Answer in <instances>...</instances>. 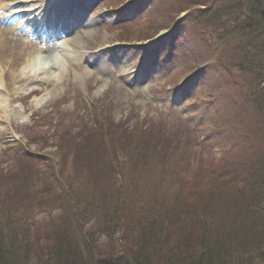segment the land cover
<instances>
[{"label": "trees", "instance_id": "1", "mask_svg": "<svg viewBox=\"0 0 264 264\" xmlns=\"http://www.w3.org/2000/svg\"><path fill=\"white\" fill-rule=\"evenodd\" d=\"M184 3L185 0L181 3L184 9L207 6L195 16L194 22L216 43L223 72L241 101L236 106L257 108V128L264 135V3L262 0H186ZM129 140L126 143L131 156L124 162L148 157L154 165L160 164L159 168L147 166L144 182L153 176L161 180L168 175L176 178L169 187L175 198L168 205L181 198L185 213L179 216L181 212L177 210L176 218L182 220V225L163 228L160 211L153 212V223L141 222L136 226L129 222V212L126 213L121 203L120 193L130 190L128 183L121 188L123 183L115 179L114 170L107 163L92 161L89 166L74 159L73 166L79 171L69 175L70 189L64 190L65 201L60 192L53 194L40 181L36 194L44 201L36 200L39 202L36 206L49 209L60 205L74 217L72 220L79 224V230L72 233L70 229L62 231L55 226H44L41 228L46 236L44 243H33L30 226L10 222L24 199L23 186L8 185L5 198L0 199V264H264V154L251 157L247 165L230 172L222 169L208 174L204 182L198 180L199 175L181 174L177 160L182 161V157L175 153V148L160 143L158 134L139 132ZM92 169L109 175L108 184L89 189L88 195L77 196L86 188L82 184L98 185L99 180L82 179L94 174ZM51 182L54 185V179ZM19 212L18 219L25 221L23 213L29 211ZM87 223L91 224L83 230ZM224 226L231 235L220 234ZM118 233L126 242L123 249L127 254L110 256L111 250L105 244L116 239ZM103 236L105 246L96 241V237L99 240ZM95 249L100 252L94 253Z\"/></svg>", "mask_w": 264, "mask_h": 264}, {"label": "rangeland", "instance_id": "2", "mask_svg": "<svg viewBox=\"0 0 264 264\" xmlns=\"http://www.w3.org/2000/svg\"><path fill=\"white\" fill-rule=\"evenodd\" d=\"M89 1L93 2L91 4L93 11L89 12L90 19L92 20V33L87 34L84 29H80V33L85 40L81 43V46L76 49L78 52L81 49L96 50L99 46H106L108 43L112 44L110 48L100 49L96 53L89 51L86 52L84 56H90L92 58L95 56V59L93 58L94 64L99 65L100 63V65H102L101 67H103L106 71L114 72L115 75L113 78L104 79L101 77L99 75V71H95L96 69H99L96 68V66H92L91 71H93L91 74H88L82 79L76 78V74L70 69L63 74L64 78L62 81H59V83H57L55 75H49L51 81L48 87L37 83V85H35L36 91L34 93L27 91L29 90V86L28 88L25 86L26 89H19L22 93L15 94L14 86L16 76L20 74L22 68L18 64L19 62L21 63L23 58L25 59L28 51L34 50V48L37 47V45L34 44L32 46H28V44L24 42L25 40H23L20 36H17L22 41H18L16 47L14 48V50L17 51V62L14 61L13 63L8 64L5 60V58L10 56L11 49L5 55L3 54L4 48L0 50V61L4 65L6 72V83L3 78V81H0V89L5 90V85L7 84L8 90L10 91H0V94L4 93L9 96V99L12 98L9 106H5L4 109L0 108V134L2 135L3 133L1 132L10 130L11 135L15 136V133L18 132V137H24L23 132L27 135L25 127L30 124L32 114H46L49 112H51V115L55 116L61 112L64 114L76 106V101L82 98V96H86L87 101L90 103L98 101L104 102L110 97L115 102L116 108L114 107V115L118 120L130 117V123L135 120L144 119H148L149 121L152 120L154 122L162 121L164 129L171 136L170 142H172V139L174 138L179 139L181 134L182 139L180 143H183L184 131H186V129L190 131V129L182 122V117H189L190 121L188 122L191 123V125H194L197 129L200 128L204 131L203 129H206L208 121H210L213 117L210 114L209 119H207L209 112L208 106L204 102V98L199 97L198 100H195L194 97V100L188 101L186 100V96L189 94L193 95L195 90L187 92L181 88L170 89L171 80L167 75V66L163 62L155 60H142V58L134 51L135 49L132 46L130 48L128 45H122L121 48H116L120 47L117 43V36L118 28L121 24L115 11L110 8L113 0ZM96 19L102 21L103 26L98 27L99 24H97ZM107 19V23L112 25L111 27L104 26V20ZM2 38L3 37L1 36V39ZM9 42H11V40L7 37L4 43L3 41L0 43L4 44L5 49H8L9 47L6 44ZM146 62L148 63L145 64ZM52 68L56 67H53L52 65ZM121 69L124 71L120 72ZM219 78H222V73L214 72L212 75V85L208 88V95L209 98L211 100L214 99V103L216 102L217 104V113L219 117L218 125H221L219 127V136L223 142V144H221L222 148L224 150L228 149V151L232 150L233 154L240 153L250 155V157L263 155L264 135L263 131L259 127L257 128L256 134L253 138V144L247 152L243 147L239 146L240 139L238 141V145L235 148L230 149L229 145L231 144V135H234L235 133L231 132L228 126L233 125V122H238L241 126V123L246 120V117L241 114V111H239L240 107L236 106L237 104H241L239 98H233L229 88L225 87L223 89V84L226 81L221 82ZM39 79H41V77H39ZM100 85H103V87L99 92L98 88ZM51 89L56 90L51 91ZM4 94L2 95L6 96ZM24 95L25 97L23 98ZM43 97H46V99L49 100L47 103H45V101H40L38 106L39 99ZM44 121L49 122L50 119ZM201 134L202 133H200V135ZM24 141H26V139ZM3 144L4 143L0 141V151L3 149ZM204 144L207 146L206 142H204ZM31 148H33V151L41 149L35 145H31ZM48 149L51 148H43L41 151L44 152V150ZM1 153L2 152H0V154ZM119 156L120 153L117 157L107 159V164L114 170L115 179H117L119 183H123L120 185L121 188L128 183L127 188L130 190L120 192L121 203L125 206L126 213L128 214L129 212L127 215L128 221L133 222L136 226H139V223L141 222L153 223V212L158 213V211H160L163 212V218L161 219L163 228H174L175 226L182 225V220L178 221L176 218L177 210L181 212V214L179 213V216H182V213H185L182 210L183 205L181 198L168 205L175 198V196L169 192V187L170 182L176 178L168 175L167 178L161 180L159 177L153 176V178L144 182L146 177L145 174L148 170L147 166L152 164L155 168H159L160 164L156 163V165H154L148 157H145L144 160L135 159V162L128 164L126 161L124 162V157L120 158ZM186 156L189 157V155L185 152L182 156V161L177 160L182 169L181 174L199 175L198 180L206 182L208 180V174L215 172L216 168L214 166H218L217 163L218 158L220 157V152L218 151V148L204 149V157L207 165L204 169V166H200L199 169H196L194 158L188 159ZM224 156L223 165L220 167H224L230 162L232 164L230 155ZM114 164L119 167H123V169L118 171ZM120 164L123 166H120ZM202 169L204 172H201ZM231 169L232 168L228 169V171L230 172ZM201 176H203L204 179H202ZM28 177H24L19 180V182H22L21 185L25 191H23L24 199L17 211H29V209H34L39 203L36 200L41 202L44 201L36 194V189L40 182L37 183L34 179ZM82 179L99 180L96 187L82 184L86 188L96 189L101 185H107L110 177L107 174L95 172L94 174L89 173ZM44 183L51 189L53 194L58 195V192H60V197H62V200L65 201L64 190L69 189L66 187V184H64L65 186L63 187H60L63 188L60 190L59 186L55 187L53 183H48L47 181H44ZM136 187L141 189L135 190ZM52 215L55 217L57 224L60 225L62 229H70L69 231L72 233L79 230V224L72 220L74 217L69 213L64 212L61 214V212L57 210ZM35 216H38V218L41 219L46 215L37 214ZM118 218L123 220V217ZM224 228L225 229H223L220 234L223 235L225 232L227 235H231L230 230L225 226ZM175 233L177 232L175 231ZM171 239L172 242L175 241L174 237ZM125 244L126 242L121 240L120 235L117 234L116 239L106 243V248L111 250V254H109L110 256L118 255L120 253L126 255L127 253L123 249ZM176 244L177 243L173 245L175 246ZM93 252L99 253L100 250L95 249ZM182 252L184 253V251ZM100 257L104 256L100 255L99 258ZM154 264L157 263L154 262Z\"/></svg>", "mask_w": 264, "mask_h": 264}, {"label": "bare ground", "instance_id": "3", "mask_svg": "<svg viewBox=\"0 0 264 264\" xmlns=\"http://www.w3.org/2000/svg\"><path fill=\"white\" fill-rule=\"evenodd\" d=\"M19 1H22V0H19ZM24 2L27 1V3H31V6H35V5H39L37 6L39 9L41 8V11L43 12H46L48 11V14H56V15H62V14H65L67 16L65 17H68V15L70 16H73L72 15V7H75L77 10H78V5H79V1L78 0H53L51 1V4H54L53 7H44V3L45 1L43 2L42 0H23ZM39 2H42V4L40 5ZM17 0H12L11 2H9L8 4L6 5H2L0 7V9H5V7H9L11 5H14V4H17ZM11 14H14V11H11L10 12ZM80 17H81V14H80ZM59 21H63V20H59ZM7 30L5 29H1L0 28V38H1V35H3ZM10 31V30H9ZM7 34H14V32H9ZM66 31V30H65ZM27 33V31H26ZM7 37V36H6ZM4 40H6L7 38H3ZM81 40V37L78 33H74L72 34L71 33V36L69 39H67L68 41V44L70 43H77ZM1 41V39H0ZM51 41V40H49ZM63 44V43H62ZM64 45V44H63ZM61 52H65V49L63 48L61 50ZM25 63L23 65V71L25 70H28L29 72L30 71H38L40 68L44 67V65H48V68L50 69V73L51 74H55V72L53 71V68H52V65H50V63L48 64L45 59H44V56L42 54V51L40 49H34L32 52H30V54L27 56V58L25 59ZM89 60H86L85 62H83L82 65H78L76 68V70H80V72L76 71L78 74H83V75H88L91 73V69L89 68ZM55 65H59V67L62 69L58 75H59V78H61V76L63 75V70H68L69 67H70V64L69 63H66V61L64 59H60V57H56V61L54 62ZM22 71V72H23ZM75 72V73H76ZM50 78V77H49ZM58 78V80H59ZM18 82V81H16ZM18 86H23L22 84H19ZM20 88H15V92L16 91H19ZM18 93V92H16ZM44 98V97H43ZM0 100L3 102L4 106L2 109L5 108V106H7L6 104L8 103V100L5 96H3L2 94H0ZM11 103V102H10Z\"/></svg>", "mask_w": 264, "mask_h": 264}]
</instances>
